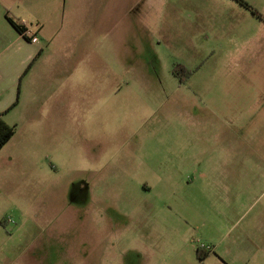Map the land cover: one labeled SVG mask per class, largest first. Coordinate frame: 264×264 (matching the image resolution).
I'll use <instances>...</instances> for the list:
<instances>
[{
	"label": "rangeland",
	"instance_id": "rangeland-1",
	"mask_svg": "<svg viewBox=\"0 0 264 264\" xmlns=\"http://www.w3.org/2000/svg\"><path fill=\"white\" fill-rule=\"evenodd\" d=\"M90 4L72 113L0 151V264H264V0Z\"/></svg>",
	"mask_w": 264,
	"mask_h": 264
},
{
	"label": "crops",
	"instance_id": "crops-1",
	"mask_svg": "<svg viewBox=\"0 0 264 264\" xmlns=\"http://www.w3.org/2000/svg\"><path fill=\"white\" fill-rule=\"evenodd\" d=\"M24 1L0 0V115L7 124L15 127L41 117L58 128L67 113L65 107L72 113L76 104L70 88L76 87L72 80L78 74L79 66L92 56L95 61L97 55L95 40L91 37L85 40L77 28L82 25L81 17L98 23V10L96 5L90 4L84 9L86 15L73 17L71 14L68 19L70 11L65 0L61 16L59 9L49 10L51 23L57 28L50 35L46 30L45 9L25 7L20 10L18 4ZM7 14L20 21L27 36L9 23ZM33 22L37 24L35 29L30 28ZM91 28L89 25L90 33ZM34 37L38 38L37 43L32 42ZM50 91L51 97L45 98ZM38 94L41 98L35 102L34 96ZM162 262V259L154 258L150 264H167Z\"/></svg>",
	"mask_w": 264,
	"mask_h": 264
},
{
	"label": "trees",
	"instance_id": "trees-1",
	"mask_svg": "<svg viewBox=\"0 0 264 264\" xmlns=\"http://www.w3.org/2000/svg\"><path fill=\"white\" fill-rule=\"evenodd\" d=\"M7 19L9 23L21 34L27 36L26 28L20 23L19 20L13 18L9 14H7ZM185 69V68H183ZM177 74V73H176ZM15 126H11L7 124L0 115V151L4 148V146L13 138L15 135Z\"/></svg>",
	"mask_w": 264,
	"mask_h": 264
},
{
	"label": "built area",
	"instance_id": "built-area-1",
	"mask_svg": "<svg viewBox=\"0 0 264 264\" xmlns=\"http://www.w3.org/2000/svg\"><path fill=\"white\" fill-rule=\"evenodd\" d=\"M32 42H33V43H37V42H38V38L34 37V38L32 39ZM205 248H206V247H205ZM207 249H208V250H212L210 246H208Z\"/></svg>",
	"mask_w": 264,
	"mask_h": 264
},
{
	"label": "flooded vegetation",
	"instance_id": "flooded-vegetation-1",
	"mask_svg": "<svg viewBox=\"0 0 264 264\" xmlns=\"http://www.w3.org/2000/svg\"><path fill=\"white\" fill-rule=\"evenodd\" d=\"M111 234H113V233H111ZM112 247H114V244H113ZM112 247H111V249H113ZM94 250H95V249H94ZM144 261L146 262V260L141 259V260H140V264H144Z\"/></svg>",
	"mask_w": 264,
	"mask_h": 264
}]
</instances>
